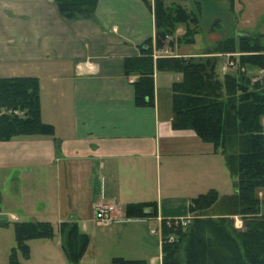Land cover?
Masks as SVG:
<instances>
[{"label":"crops","instance_id":"0c3cea01","mask_svg":"<svg viewBox=\"0 0 264 264\" xmlns=\"http://www.w3.org/2000/svg\"><path fill=\"white\" fill-rule=\"evenodd\" d=\"M175 1L188 2L198 31L173 55L204 54L223 36L213 30L217 14L205 22L200 9L223 0L168 4ZM154 33L143 0H98L92 18L75 19L55 0H0V78L36 77L41 120L53 127L51 135L0 140V264H8L16 221H49L55 231L52 239L29 240L21 264H73L61 245L62 222L88 235L78 264L113 257L162 264V221L189 217V200L209 189L234 190L220 149L172 125L171 85L180 72L155 69L152 104L135 103L137 74H125L124 59ZM142 202L153 213L128 218L126 205ZM102 203L115 206L118 220L95 218Z\"/></svg>","mask_w":264,"mask_h":264},{"label":"trees","instance_id":"16d2710c","mask_svg":"<svg viewBox=\"0 0 264 264\" xmlns=\"http://www.w3.org/2000/svg\"><path fill=\"white\" fill-rule=\"evenodd\" d=\"M68 19L92 18L98 0H55ZM154 15L153 40L140 45V53L124 59L126 75L136 73L133 81L137 105H150L154 93V70L177 71L179 81L171 85L172 125L191 129L203 141L211 143L224 155L230 172L236 177L234 190L220 195L209 189L189 200V219L185 227H161L162 264H264V85L247 69H264V44L261 36L240 33L237 40L227 36L216 41L207 53H228L236 63L222 78L217 72L218 57L162 56L153 58V47L162 49L166 35H174L180 25L181 35L168 45L192 43L198 31V17L180 3L166 4L143 0ZM230 6L234 0H229ZM238 53V55H234ZM244 67V68H243ZM242 68L244 70H242ZM238 72V74H236ZM39 81L36 77L0 78V140L18 135L53 134V127L40 115ZM148 202L130 203L125 207L128 218L150 216ZM217 208L219 217L206 216ZM239 215L243 229L233 235L225 227L226 216ZM15 245L8 264H21L18 253L29 256L28 241L52 239L49 221L13 223ZM62 248L73 264H78L88 245V235L73 222L59 225ZM183 250L180 259L179 251ZM111 264H147L143 259L113 257Z\"/></svg>","mask_w":264,"mask_h":264},{"label":"rangeland","instance_id":"374dc122","mask_svg":"<svg viewBox=\"0 0 264 264\" xmlns=\"http://www.w3.org/2000/svg\"><path fill=\"white\" fill-rule=\"evenodd\" d=\"M164 1L166 4L169 3V0H164ZM175 3H179V2L175 1ZM180 4L184 7L185 5L188 6V2L186 1H180ZM200 10L202 14L201 17L205 22H208L209 18H212L211 16H213L214 13L217 14V19H215L216 20L215 27H217L218 29H215L214 27L213 30H215V32L218 33L219 35L223 36L222 38L227 36H232L237 40V36L240 33H249L252 36H256V35L261 36L264 44V0H234V4L232 7L230 6L229 0H223V2L222 1L216 2V4H214L213 6L210 4L202 5ZM179 27H182L181 31L179 30ZM179 27L177 28L173 36L172 35L165 36V44H167L165 47L169 48L170 55L171 54L173 55V52L171 51L173 47L178 45L190 44V43H179V44L175 43L173 47L168 45L167 43L168 41H171L173 37L181 35L183 33L184 26L180 25ZM213 45L214 44L209 46L204 54L194 55V56L204 58L211 55H217L218 57L217 72L219 77L222 78L223 74L228 70H230V68L233 69L231 71H235L234 69L236 68V63L233 61L232 66H230L229 69L225 71L223 67L229 60L230 55L228 53L226 54L207 53L209 52L208 50L211 47H213ZM234 55H238V53L236 52V54ZM243 68L242 70H244ZM245 72L252 75L254 78H261L264 74V69L263 70L247 69ZM236 74H238V72ZM231 190L233 189L232 188L229 189V186H226L225 189H223L222 187V189H220L219 192L221 194L230 193ZM220 214L221 211L219 209L213 208L208 210L206 216L219 217ZM236 216L238 217L239 215L226 216V221L224 223L227 230L233 235H236L235 233L237 231H241L244 227V226H242L241 228L235 227ZM183 252H184L183 250L179 251L180 259L183 258V254H184ZM82 264H85V261H83Z\"/></svg>","mask_w":264,"mask_h":264},{"label":"built area","instance_id":"2783aa9c","mask_svg":"<svg viewBox=\"0 0 264 264\" xmlns=\"http://www.w3.org/2000/svg\"><path fill=\"white\" fill-rule=\"evenodd\" d=\"M168 38V37H167ZM153 58L156 59L157 57L162 56H170L169 54V48L164 47L163 49H155L152 52ZM233 61L228 60L227 63L224 65L223 69L226 71L229 69L230 66H232ZM262 83L264 84V74L260 78ZM115 206L109 203H102L95 207L94 209V215L95 218L99 221H106L111 222L114 220H118L114 216ZM189 217L186 218H167L162 221L165 225H181L182 227H185L188 223ZM243 226V220L240 216L235 217V227L241 228ZM162 227V226H161ZM161 234V230H160Z\"/></svg>","mask_w":264,"mask_h":264}]
</instances>
